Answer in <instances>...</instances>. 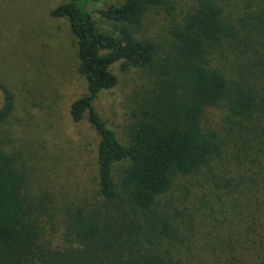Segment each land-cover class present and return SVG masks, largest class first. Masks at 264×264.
I'll return each mask as SVG.
<instances>
[{"label":"trees","instance_id":"trees-1","mask_svg":"<svg viewBox=\"0 0 264 264\" xmlns=\"http://www.w3.org/2000/svg\"><path fill=\"white\" fill-rule=\"evenodd\" d=\"M167 1L122 0L95 9L101 0H69L52 10V17L68 20L77 40V69L88 93L70 113L76 123L86 120L99 137L97 186L109 214L95 216L78 207L68 225L71 245L44 251L38 244L40 217L31 216L25 194L26 178L16 158L0 147V264H183L184 247L193 241L191 216L205 211L207 177L212 163L223 157L217 134L203 130L204 111L226 103L233 117L264 120V96L243 85L242 77L232 78L224 61L225 55H240L241 62L264 60V0H244V11L235 15L227 11L229 0H199L171 29V48L161 53L157 43L137 36V28ZM94 13L113 30L99 29ZM115 64L155 76L151 91L143 90L148 96L126 143L95 107L98 94L118 84ZM251 78L264 89L262 76ZM0 93L1 130L16 104L15 94L1 82ZM180 205L191 206V213Z\"/></svg>","mask_w":264,"mask_h":264},{"label":"rangeland","instance_id":"rangeland-1","mask_svg":"<svg viewBox=\"0 0 264 264\" xmlns=\"http://www.w3.org/2000/svg\"><path fill=\"white\" fill-rule=\"evenodd\" d=\"M67 1L0 0V82L15 94L16 104L0 130V147L16 158L26 178L25 194L33 208L31 216L40 217L38 244L44 251L71 245L68 225L78 207L95 216L109 214L97 186L99 137L86 120L76 123L70 113L72 104L88 91L77 69L78 46L70 24L51 16ZM229 1L227 11L235 10L234 15L244 11V0ZM121 2L101 0L92 7L104 9ZM198 2L168 0L148 14L137 36L157 43L161 53L168 52L171 29ZM93 17L99 29L113 30L98 13ZM225 46L232 47L229 42ZM224 57L232 78L242 77L243 85L264 96V89L256 88L251 78L264 80V60L251 63L241 62L240 55ZM112 69L118 84L99 93L95 107L126 143L134 115L148 96L143 90L151 91L155 76L151 70L122 71L120 64ZM3 103L0 93V108ZM202 127L222 141L223 157L212 163L207 177L204 216H191L193 241L184 247L183 264H264V120L233 117L228 105L221 103L204 111ZM177 208L192 211L191 206Z\"/></svg>","mask_w":264,"mask_h":264}]
</instances>
